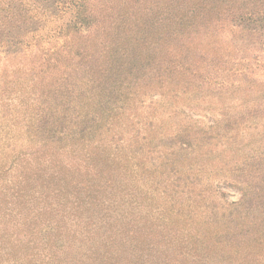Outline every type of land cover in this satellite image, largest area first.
Here are the masks:
<instances>
[{
    "label": "trees",
    "instance_id": "trees-1",
    "mask_svg": "<svg viewBox=\"0 0 264 264\" xmlns=\"http://www.w3.org/2000/svg\"><path fill=\"white\" fill-rule=\"evenodd\" d=\"M3 3L0 13L6 7L25 6L23 0ZM48 4L50 14L0 18V62L32 65L37 80L47 84L57 78L67 80L73 73L82 97L84 91L85 97L92 93L89 100L93 101L98 91H105L109 108L100 111L113 120L123 107L112 98L123 95L125 88L128 96L132 85L142 86L143 92L163 89L168 67L176 72L174 67L186 66L187 78L211 85L219 93L240 87L264 92L260 43L264 0H56ZM66 13L71 20L58 24ZM5 26L15 32H5ZM45 26L48 31H43ZM183 26L196 34L197 55L177 65L170 60L168 46L178 42ZM91 29L95 41L89 39ZM245 37L257 41L253 51L258 59L239 45ZM51 41L54 48L43 46ZM86 43L96 47L93 53H88ZM129 63L134 72L126 77ZM51 92L42 90L40 95L48 98ZM35 103L39 111L34 121L48 129L49 138L56 134V122L61 121L62 127L79 118L67 108L61 113L43 111L40 100ZM96 118L91 115L85 121L94 124ZM68 136L63 134L60 140ZM134 165L139 166L133 158H60L57 151L0 165V264H183L180 254L194 246L196 263L198 257L203 261L225 256L228 264H264V187H260L264 175L258 176L264 162L242 188L240 200L222 202L220 207L209 203L210 189L194 193L186 186L180 188L176 181L180 177L172 172L182 166H171L168 160L152 165L155 188L170 190H152L151 185L147 192L141 184L150 179L138 177ZM182 196L188 201L183 205Z\"/></svg>",
    "mask_w": 264,
    "mask_h": 264
},
{
    "label": "rangeland",
    "instance_id": "rangeland-1",
    "mask_svg": "<svg viewBox=\"0 0 264 264\" xmlns=\"http://www.w3.org/2000/svg\"><path fill=\"white\" fill-rule=\"evenodd\" d=\"M8 1L11 0H0V6ZM54 1L56 0H23V9L6 7L0 13V18H12L19 14H50L52 9L48 7V2ZM69 16L70 13L62 15L57 23L71 20ZM47 26L43 31L52 27L46 28ZM5 27V32H15L9 26ZM180 32L182 34L178 35V42L168 46L172 51L170 60L177 65L186 63L187 58L197 55L196 34H191L184 26L180 28ZM260 34L261 54L264 55V30ZM89 35L90 41H95L96 32L91 29ZM166 43L167 41L165 46ZM54 45L52 46L51 41L43 46L54 48ZM239 45L250 49L248 55L258 59L259 54L253 51L257 41L249 42L246 38ZM85 46L88 53H93L96 48L88 43ZM5 50L7 49L2 51ZM145 59L148 61L147 57ZM129 65L130 63L125 65L126 77L134 72ZM34 68L29 64L22 66L18 63L0 62L2 166L15 158H41V153L48 151H57L60 158H133V163L139 164L134 165L138 177L150 179L145 185L141 184L142 189L149 192L151 185L152 190H170L164 186L155 188L157 185L152 181L154 175L149 170L152 165L168 160L171 166H182L172 172L180 177L179 181L176 180L180 188L186 186L189 190L194 189V193L212 190L208 198L214 207H220L222 202L237 203L241 198L242 188L257 176L254 170L257 172L262 168L264 92L255 88L240 87L219 93L211 85L201 84L196 78H187L186 66L174 67L176 72L168 67L163 89L143 92L139 88L142 86L132 85L128 96L129 89L125 88L123 95L119 93V97L112 98L116 105L123 107L122 113L113 120L108 117L109 113L106 115L100 111L102 107L109 108L105 91H98L96 99L92 101L89 100L92 93H87L85 97L84 91V96H81L83 90L75 82L76 76L73 73L67 80L57 78L47 84L46 80H37ZM46 89L52 91L48 98L40 95ZM35 99L40 100L43 111L49 109L61 113L63 108H67L69 114L74 112L79 118L68 120L62 127L59 125L61 121L56 118V134L54 138H49L48 129L37 126L34 121L33 116L39 111ZM91 115L95 118L97 115L98 120L96 118L97 122L94 124L85 121V117L89 118ZM83 129L86 131L83 132ZM63 134L69 135L66 141L60 140ZM251 170L253 173H249ZM263 175L264 171L258 174L260 178ZM206 186L207 188H203ZM260 187H264V184ZM178 190L173 193L179 194ZM213 193L218 200L212 198ZM190 199L196 202V198ZM187 202V198L182 196L180 204ZM209 207L211 208L210 204ZM183 246L185 247L184 244ZM196 253L194 246L190 252L180 254V261L183 264H228L225 256H212L203 261L198 257L196 263Z\"/></svg>",
    "mask_w": 264,
    "mask_h": 264
}]
</instances>
